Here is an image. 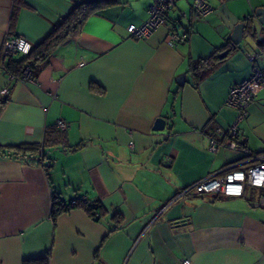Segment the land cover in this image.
Here are the masks:
<instances>
[{
  "label": "crops",
  "instance_id": "0c3cea01",
  "mask_svg": "<svg viewBox=\"0 0 264 264\" xmlns=\"http://www.w3.org/2000/svg\"><path fill=\"white\" fill-rule=\"evenodd\" d=\"M79 1L0 0V148L41 145L47 135L50 162L0 155V264H264V209L250 207V194L178 196L225 166L254 164L210 152L209 138L235 118L230 88L252 67L264 72L256 18L264 0H205L213 12L201 19L194 0H180L144 39L127 29L147 20L152 0H106L32 68V81H9L5 36L20 35L32 50ZM240 22V48L219 59ZM170 27L187 40L170 47ZM159 118L165 127L154 131ZM239 128L249 153L264 154V89ZM53 197H85L99 205L97 217L77 207L53 223Z\"/></svg>",
  "mask_w": 264,
  "mask_h": 264
},
{
  "label": "built area",
  "instance_id": "2783aa9c",
  "mask_svg": "<svg viewBox=\"0 0 264 264\" xmlns=\"http://www.w3.org/2000/svg\"><path fill=\"white\" fill-rule=\"evenodd\" d=\"M180 0H152L148 8V18L141 25H130L127 29L132 37L137 39L147 38L152 32L158 29L165 22V17L176 6ZM193 14L201 19L213 12V8L205 0H194L192 5ZM187 40L185 32L179 33L173 27L168 29V45L176 47L179 43ZM31 50L30 44L20 35L7 34L2 43V56L5 59L17 55H27ZM9 81L15 79L32 81L31 72L25 68L19 78L7 73ZM264 89V72L257 67H252L249 76L239 84L232 86L228 92L226 105L235 111V118L231 125L223 130L216 129L213 136L209 138V151L217 152L218 149H227L234 154L244 156L245 160L254 164L240 169L239 162L225 166L218 175L208 176L191 186L181 190L178 196L185 195H217L226 197H243L250 194L249 205L251 208L264 209V154L254 155L241 143L240 124L245 120L248 109L254 100L256 93ZM5 90L1 92L4 94ZM60 131L66 130V123L63 120L56 122ZM170 165L171 159L166 158L163 162ZM50 162L45 161L43 167L48 168ZM81 201L87 203L85 197ZM72 204H75L73 201ZM94 204V203H93ZM95 205V204H94ZM93 205V206H94ZM97 217V215H95ZM183 264H188L187 261Z\"/></svg>",
  "mask_w": 264,
  "mask_h": 264
},
{
  "label": "trees",
  "instance_id": "16d2710c",
  "mask_svg": "<svg viewBox=\"0 0 264 264\" xmlns=\"http://www.w3.org/2000/svg\"><path fill=\"white\" fill-rule=\"evenodd\" d=\"M104 3H107L106 0H81L79 1L72 12L58 24V26L34 49L30 50L27 55H22L24 58L15 61L13 58L9 59V63L6 66V71L14 76L19 78L25 68H28L31 72L32 68L44 62L49 55L52 53L54 48L59 44L63 43L70 37L77 35L82 27L84 26L86 20L89 16L97 11L100 6ZM213 60V57L200 60L192 67V71H197L198 68L202 67L204 64H208ZM52 141L56 142L57 137L52 136ZM47 143V135L45 140L41 145H30V146H17L12 148H0V155L8 159H17L21 160L24 163L28 164H41L44 165L46 160L43 154V148ZM82 197H77L69 201L68 204H65L59 198L53 197L51 217L53 223H55L56 218L64 213L69 211L72 208H82L86 210L90 216L96 219L97 210L99 205L97 203H90L87 200V203L81 201ZM75 204H72V202ZM94 205V206H93ZM24 264H35L33 262H26Z\"/></svg>",
  "mask_w": 264,
  "mask_h": 264
},
{
  "label": "water",
  "instance_id": "95a60500",
  "mask_svg": "<svg viewBox=\"0 0 264 264\" xmlns=\"http://www.w3.org/2000/svg\"><path fill=\"white\" fill-rule=\"evenodd\" d=\"M256 18H257L258 25L260 27L264 26V13H261V14L257 13ZM245 29H246L245 22H240L233 27L231 34L229 36L230 48L227 49L226 51H224L223 54L219 55L218 56L219 59L225 58L228 55V53L230 52V50L240 48L241 41L246 36ZM255 32H256L257 38H260L261 37V31H258L255 29ZM164 127H165V120L162 118H159L156 120L154 127H153V130L154 131H162L164 129Z\"/></svg>",
  "mask_w": 264,
  "mask_h": 264
}]
</instances>
